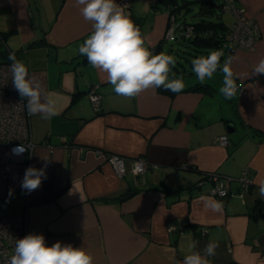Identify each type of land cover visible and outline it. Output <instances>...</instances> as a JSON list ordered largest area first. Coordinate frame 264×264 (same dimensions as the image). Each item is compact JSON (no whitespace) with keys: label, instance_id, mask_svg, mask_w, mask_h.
<instances>
[{"label":"crops","instance_id":"crops-1","mask_svg":"<svg viewBox=\"0 0 264 264\" xmlns=\"http://www.w3.org/2000/svg\"><path fill=\"white\" fill-rule=\"evenodd\" d=\"M152 2L129 0L123 6L139 19L150 48L164 38L167 27L166 11L151 9ZM237 4L256 21L260 37L252 49L235 48L228 56L235 58L230 67L240 87L226 100L218 91L220 71L204 83L206 90L194 89L200 83L195 76V81L183 78L185 87L178 93L161 87L134 98L119 96L106 75L79 54L91 24L75 0H0L2 48L27 65L56 111L50 119L31 115L24 100L33 143L27 155L37 169L45 164L42 158L48 159L46 177L57 195L43 198L44 180L30 194L8 190L2 194L4 217L25 216L26 235L43 234L49 246L60 241L83 247L94 264H182L193 241L201 253L210 241L218 244L210 264H264V216L259 212L264 198L258 187L264 182V75H251L264 58V0ZM174 48L166 53L176 60L170 78H181L187 72L185 57L171 53ZM227 58H221V67ZM90 88L100 96L97 110L88 97ZM220 135L227 136V145L218 143ZM108 153L125 157L124 175L115 172ZM137 157L151 165L141 174L130 170ZM245 169L252 183L241 196L237 178ZM205 172L230 177L232 194L220 200L209 193L210 182L197 187ZM160 184L180 189L153 188ZM129 188L136 191L119 199ZM201 197L221 201L222 211L206 209ZM169 223L182 232L168 231Z\"/></svg>","mask_w":264,"mask_h":264},{"label":"clouds","instance_id":"clouds-1","mask_svg":"<svg viewBox=\"0 0 264 264\" xmlns=\"http://www.w3.org/2000/svg\"><path fill=\"white\" fill-rule=\"evenodd\" d=\"M83 19L91 24V32L79 46V54L87 58L92 68L106 75L113 91L125 98H134L146 90L163 88L178 93L185 85L183 78H170L176 65L174 56L163 52L154 54L146 46V37L117 0H75ZM223 52L210 51L206 56H198L191 61L192 72L201 84L214 78L220 71L223 74L219 93L226 99H233L240 85L238 77L231 69L234 57H228L221 67ZM8 59L14 88L22 100L27 101L29 114H39L43 119L56 115L55 103L41 90L40 82L29 75L27 65L10 52ZM174 75V74H172ZM253 76L264 75V58L252 68ZM21 154L22 147L13 150ZM42 168L29 166L25 170L21 188L26 194L37 190L44 179L48 159ZM259 195L264 198V182L259 185ZM224 193H221L223 195ZM204 207L215 213L222 211V202L201 197ZM218 244L209 242L203 252L195 251L196 242L187 245L188 253L182 264H210L209 257H214ZM7 264H94V257L83 247H74L60 241L51 246L46 244L43 234L29 233L16 239L13 254Z\"/></svg>","mask_w":264,"mask_h":264},{"label":"built area","instance_id":"built-area-1","mask_svg":"<svg viewBox=\"0 0 264 264\" xmlns=\"http://www.w3.org/2000/svg\"><path fill=\"white\" fill-rule=\"evenodd\" d=\"M122 6H126L129 0H117ZM224 11L232 16L230 28L224 35L222 47L252 49L255 42L260 37L258 24L253 18L247 17L243 9L237 4V0H223ZM173 25L169 24L165 30L164 37L172 38ZM3 41L0 39V47ZM154 53V49L151 47ZM8 53L12 52L7 50ZM12 61H0V264H7L9 257L13 254L16 239L23 238L27 231V221L25 216L4 217L2 210L7 207V199L2 196L8 190H22L21 182L25 170L31 166L28 153L33 147L30 139L28 116L25 108V101L21 99L19 93L14 88L11 77ZM88 97L95 110L98 109L100 96L94 88L88 91ZM61 140H66L62 137ZM218 143L227 145L229 143L226 135L217 137ZM26 149L21 154H16L13 150L22 147ZM107 160L118 175L127 172L126 160L124 156L115 153H108ZM151 167L148 161L142 157H137L131 162V172L141 174ZM211 186L209 193L218 199L224 200L232 194L229 186L230 177L223 178L217 174H209ZM201 180L199 183L203 182ZM240 191L239 195L249 188L252 183L251 174L248 169L241 172L237 178ZM221 193H224L221 195ZM168 231L182 232V229L173 223L167 225Z\"/></svg>","mask_w":264,"mask_h":264},{"label":"trees","instance_id":"trees-1","mask_svg":"<svg viewBox=\"0 0 264 264\" xmlns=\"http://www.w3.org/2000/svg\"><path fill=\"white\" fill-rule=\"evenodd\" d=\"M191 3H200L205 4L208 3L210 5V9L208 11H202L201 7L197 11V15H199V19L197 21H187L184 16L179 18V14L182 11H188L191 8ZM223 0L219 3L215 2L214 0H153L151 3V9H163L167 13V26L169 24L173 25L172 31V38L174 40L183 41L185 46H189L190 49L194 52H189L190 58L185 57V59L189 60L190 65L192 58H196L198 56H206L210 51L220 50L223 52L224 59L227 58L233 49L231 48H224L222 47V42L224 40V35L226 31L230 28V25L227 24L221 19L220 13L226 12L222 7ZM218 9L220 13H216L215 9ZM228 13V12H227ZM208 14L213 15L215 14L218 19L213 20L207 16ZM132 21L139 26L140 28V21L138 18L134 17L132 14H128ZM167 28V27H166ZM142 32V31H141ZM166 39L165 37L159 41L155 46L152 48L154 49V54L157 53L158 49L160 48L163 40L173 41V39ZM13 52V51H12ZM9 53L5 48L0 47V61H8ZM221 57V58H222ZM193 58V59H194ZM192 66V65H191ZM208 84H201L195 83L194 89H202L206 90ZM191 86L190 88H192ZM209 174H217L216 172H205L204 175L201 177L200 180L196 182V186L199 187L204 182H210L211 178ZM201 180L203 182L199 183ZM153 188H159L163 192H171L177 191L180 187H172L166 184H160ZM60 190V189H58ZM136 189L129 188L125 192L121 193L118 198L125 199L132 195ZM50 192H53L52 194ZM57 195V189H54L51 184V178L47 177L44 179V199L50 200L53 199ZM225 264H236L235 262H227Z\"/></svg>","mask_w":264,"mask_h":264},{"label":"rangeland","instance_id":"rangeland-1","mask_svg":"<svg viewBox=\"0 0 264 264\" xmlns=\"http://www.w3.org/2000/svg\"><path fill=\"white\" fill-rule=\"evenodd\" d=\"M178 1L180 2V0H178ZM214 1L219 3L221 0H214ZM200 7L202 8L201 9L202 11H208L210 9V5L208 3H205V4L191 3V8L188 11H182L179 14V18L184 16V18L187 21H192V22L197 21L199 19V15H197V11L199 10ZM215 12L216 13H218V12L220 13V11L217 8L215 9ZM219 15H220L221 19L227 24V26H229L231 24L232 16L229 13L221 12ZM205 17H208V18L213 19V20L218 19V17L215 14H213V15L208 14ZM172 46H174L175 48L173 50H171L170 52L173 53V54H176L177 57H180V55H181L183 57L190 58V55H188V53L189 52L194 53L190 49L189 46H187V45L185 46L183 41H179V42L171 41V42H168V40H167V43L164 44V46L162 47V49L160 50L159 53L163 52V53L166 54L168 52V50L171 49ZM182 64H183V66L185 67V69L187 71L185 73V75L182 77V78H184V81L185 82L190 81V80H187L188 78H191L192 81H195L196 80L195 79V74L192 72V66L189 65V60L183 59ZM190 73H192V74H190ZM214 78H215V76H214ZM2 215L6 216L7 212L5 210L2 211Z\"/></svg>","mask_w":264,"mask_h":264},{"label":"water","instance_id":"water-1","mask_svg":"<svg viewBox=\"0 0 264 264\" xmlns=\"http://www.w3.org/2000/svg\"><path fill=\"white\" fill-rule=\"evenodd\" d=\"M259 212H260V215L264 216V210L259 211Z\"/></svg>","mask_w":264,"mask_h":264}]
</instances>
